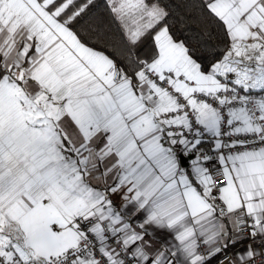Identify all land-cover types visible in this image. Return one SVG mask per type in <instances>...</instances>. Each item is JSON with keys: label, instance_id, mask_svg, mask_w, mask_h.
Listing matches in <instances>:
<instances>
[{"label": "snow or ice", "instance_id": "obj_1", "mask_svg": "<svg viewBox=\"0 0 264 264\" xmlns=\"http://www.w3.org/2000/svg\"><path fill=\"white\" fill-rule=\"evenodd\" d=\"M0 264H264V0H0Z\"/></svg>", "mask_w": 264, "mask_h": 264}]
</instances>
